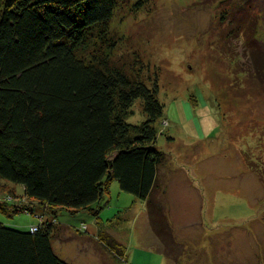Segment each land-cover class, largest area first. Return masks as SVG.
Returning <instances> with one entry per match:
<instances>
[{"label":"rangeland","instance_id":"rangeland-1","mask_svg":"<svg viewBox=\"0 0 264 264\" xmlns=\"http://www.w3.org/2000/svg\"><path fill=\"white\" fill-rule=\"evenodd\" d=\"M109 30L113 64L158 81L165 191L150 206L115 181L98 215L34 203L0 209V222L54 223L71 264H264V0H121ZM133 111L129 122L146 120L142 101ZM7 200L26 204L0 179Z\"/></svg>","mask_w":264,"mask_h":264},{"label":"trees","instance_id":"trees-1","mask_svg":"<svg viewBox=\"0 0 264 264\" xmlns=\"http://www.w3.org/2000/svg\"><path fill=\"white\" fill-rule=\"evenodd\" d=\"M119 1L0 0V179L23 188L27 205L15 211L39 203L98 215L115 181L155 205L164 105L158 81L113 64L109 22ZM138 100L146 120L131 123ZM55 233L49 221L30 230L0 222V264H71L55 251Z\"/></svg>","mask_w":264,"mask_h":264},{"label":"crops","instance_id":"crops-1","mask_svg":"<svg viewBox=\"0 0 264 264\" xmlns=\"http://www.w3.org/2000/svg\"><path fill=\"white\" fill-rule=\"evenodd\" d=\"M164 172H166L165 170L163 171V166L159 169V173H158V179H157V183H156V187H155V190H154V194H158L159 196H161V194H163V192L165 191V188H163L164 189V191L162 192L161 191V185H162V183H163V181L166 179V176H165V173ZM163 180V181H162ZM181 180H183V178L181 179ZM163 187V186H162ZM165 187V186H164ZM190 189V188H189ZM186 191V190H185ZM158 192V193H157ZM190 193H192V192H190ZM8 201V200H7ZM16 201H19V200H16ZM9 202H11V201H9ZM8 202V208H10V207H12V208H14V207H16L14 204H12V202H11V204ZM14 203H16V202H14ZM19 202H17V204H18ZM9 205H10V207H9ZM18 205H20V204H18ZM39 223H40V221H39ZM34 224H36V223H34ZM113 231V230H112ZM164 260H165V256H164V259H162L161 261H159L158 263L159 264H164L165 262H164Z\"/></svg>","mask_w":264,"mask_h":264},{"label":"built area","instance_id":"built-area-1","mask_svg":"<svg viewBox=\"0 0 264 264\" xmlns=\"http://www.w3.org/2000/svg\"><path fill=\"white\" fill-rule=\"evenodd\" d=\"M37 228H38V226H37V225L33 226V227H32V231H35V230H37Z\"/></svg>","mask_w":264,"mask_h":264}]
</instances>
